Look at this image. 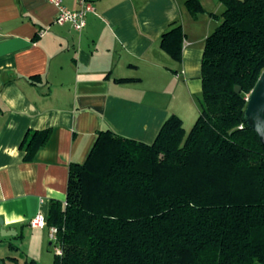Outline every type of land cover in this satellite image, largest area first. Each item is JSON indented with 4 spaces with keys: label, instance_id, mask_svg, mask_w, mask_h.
<instances>
[{
    "label": "trees",
    "instance_id": "trees-1",
    "mask_svg": "<svg viewBox=\"0 0 264 264\" xmlns=\"http://www.w3.org/2000/svg\"><path fill=\"white\" fill-rule=\"evenodd\" d=\"M219 1L195 122L185 132L171 114L151 143L97 130L85 160L69 164L65 201L49 204L53 264H264V144L245 116L264 68V0ZM185 7L205 11L200 0ZM183 37L173 22L159 45L179 61ZM49 134L26 131L25 162Z\"/></svg>",
    "mask_w": 264,
    "mask_h": 264
},
{
    "label": "crops",
    "instance_id": "crops-1",
    "mask_svg": "<svg viewBox=\"0 0 264 264\" xmlns=\"http://www.w3.org/2000/svg\"><path fill=\"white\" fill-rule=\"evenodd\" d=\"M86 1L92 11L76 32L54 22L57 9L47 0H0L4 264H53L48 227L28 221L38 212L47 217L51 200L65 201L69 164L85 160L97 130L151 143L169 115L187 132L199 112L201 55L219 22L213 16L223 9L219 0H200L205 11L195 17L185 0ZM62 4L75 10L78 0ZM173 22L184 33L179 61L159 45ZM45 128L46 143L25 162L23 136Z\"/></svg>",
    "mask_w": 264,
    "mask_h": 264
},
{
    "label": "built area",
    "instance_id": "built-area-1",
    "mask_svg": "<svg viewBox=\"0 0 264 264\" xmlns=\"http://www.w3.org/2000/svg\"><path fill=\"white\" fill-rule=\"evenodd\" d=\"M56 7V15L54 22L57 24H69L70 27L80 32L85 26V17L88 12L92 11V5L86 0H78V7L75 10L67 9L63 6V0H47ZM45 29L39 30V35H42ZM28 225L31 227H48V238L54 254H61V249L57 241V229L47 223V217L42 213H36L29 221Z\"/></svg>",
    "mask_w": 264,
    "mask_h": 264
},
{
    "label": "water",
    "instance_id": "water-1",
    "mask_svg": "<svg viewBox=\"0 0 264 264\" xmlns=\"http://www.w3.org/2000/svg\"><path fill=\"white\" fill-rule=\"evenodd\" d=\"M239 92V87H235ZM245 116L248 126L256 132L262 144H264V68L254 87L247 97ZM0 264H3L0 261Z\"/></svg>",
    "mask_w": 264,
    "mask_h": 264
},
{
    "label": "rangeland",
    "instance_id": "rangeland-1",
    "mask_svg": "<svg viewBox=\"0 0 264 264\" xmlns=\"http://www.w3.org/2000/svg\"><path fill=\"white\" fill-rule=\"evenodd\" d=\"M217 14H220V13H217ZM51 254H52V256H54V251L53 250H51Z\"/></svg>",
    "mask_w": 264,
    "mask_h": 264
}]
</instances>
